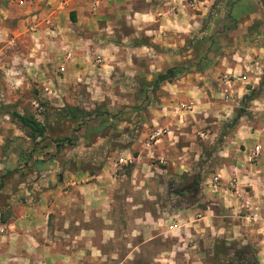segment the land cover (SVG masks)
<instances>
[{"label": "rangeland", "instance_id": "374dc122", "mask_svg": "<svg viewBox=\"0 0 264 264\" xmlns=\"http://www.w3.org/2000/svg\"><path fill=\"white\" fill-rule=\"evenodd\" d=\"M164 1H168L165 7H161L164 9L179 4L176 0L171 3L169 0H139L137 7L149 9L150 5H157L160 8ZM181 1H185L187 6L189 3H196V6H188L191 11V27L188 31H183L185 26L170 29L169 23H166L167 28L163 25L162 33L157 31V40H202L199 47L206 42L203 40H248L251 44L239 46L238 51L243 55L254 54L250 51L253 47L264 46V0H204L200 3ZM79 3L84 8L87 6L85 1ZM33 4L36 13L46 10L44 0H35ZM23 12L24 7L15 4V0H0V40H25ZM84 12L87 13V10ZM171 13V10H164L158 17L167 19ZM93 18L85 27L88 37L101 34L100 28L106 21H99L94 15ZM113 22L114 27L109 21L108 26H111L109 29L115 40H120L123 36L126 40L145 41L151 38L144 37L142 33L134 35L133 32L137 29L124 16ZM160 22L158 19L157 25ZM150 34L153 36V33ZM131 43L128 42V46H132ZM210 43L211 41L205 43L206 48L212 47ZM151 47L153 50L145 51L141 60L126 63L119 58L113 64L101 62V66L96 65L99 73L94 74L90 85H87L84 78L72 81L69 77V93L75 95V100L82 102V107L76 108L88 112L81 121L55 116L60 109L74 108L68 107L72 104L70 102L61 106L62 98L61 101L56 97L48 101L42 99L40 93H18L23 98L22 105L19 108H15L14 104L4 107L9 112L32 116L43 125L44 137H36L34 142L28 136V127L21 126L0 110V133L17 132L15 138H29L22 152L24 156L20 164L22 170L18 173L19 179H30L26 178L27 168L31 169V162L37 160L36 156H42L40 160L48 159L49 156L50 160H54L50 162L54 170L47 186L57 183L65 169L78 168L91 172L108 166L113 169L114 182L110 190L114 192V196L108 209L104 210L107 218L101 217L98 222L90 224L88 209L84 206L73 207L71 203L68 204L67 194L62 192L64 188L55 186V189H49L51 195L56 192L51 196L54 202L51 211H46L50 236H41L39 241L50 244L56 252L50 264H264L262 233L252 236L250 233L256 223L244 220V216L250 212L246 209L247 205L239 209L230 203L229 197L225 200L220 197L217 193L220 181L216 190L206 185L207 183H202L203 177L210 178L211 175L207 170H200V164L206 162L205 159L195 160L199 165L197 171H188L187 174L172 179L158 174L152 167V164L157 165L152 145L157 139L153 133L157 129L158 74L155 71L157 61L152 60V53L164 54L168 48L153 44ZM182 47H185V43ZM182 62L183 65L178 67L188 69L189 66L184 65L185 61ZM67 64L64 66L65 75L70 74L78 65L73 61L70 68ZM131 67L140 72V77H131L136 71L128 75L131 74L128 73L131 71L128 68ZM237 76L240 75H234ZM161 81L162 79L158 82ZM245 84L247 86L249 83ZM137 86L143 88L142 91L137 92ZM31 96L39 98L36 100L40 106L37 104L35 107L32 103L31 106L29 100L24 101ZM91 96L94 98H90ZM107 102H114V105L106 107ZM96 103H101L99 106L102 108L95 107ZM243 103H248V100L239 102L237 110L243 107ZM91 126H97L95 132L102 137V141H98L99 145L91 149L95 151L85 153L83 150L87 149L83 148L93 142L90 138L93 134L91 136L87 133L85 136L84 132ZM79 127L82 128L81 131ZM64 137L70 141H62ZM21 143L22 141L14 143L13 146L16 148ZM31 143L37 152L33 155L29 150ZM201 150L199 147L195 152L199 153ZM119 156H122V161H119ZM136 165L139 166L138 169ZM5 175L9 174L0 177ZM6 185L5 188H0L2 222L10 213H18L26 197L24 189L18 193V202L13 207L6 204L4 198L14 191L12 185ZM33 191L38 192L34 188ZM70 200L73 202L75 199L70 195ZM243 207L245 210H242ZM77 212L83 216L81 228L73 221ZM90 225L97 228V233H93L94 228L90 230ZM245 255L247 259L244 258ZM43 256L46 257V253ZM42 261L33 255L34 264H44Z\"/></svg>", "mask_w": 264, "mask_h": 264}, {"label": "crops", "instance_id": "0c3cea01", "mask_svg": "<svg viewBox=\"0 0 264 264\" xmlns=\"http://www.w3.org/2000/svg\"><path fill=\"white\" fill-rule=\"evenodd\" d=\"M34 1L22 0L19 3V0H15V4L24 7L22 15L25 21L23 26L25 40H0V105L14 104L15 108H19L23 98L18 93L28 91L33 94L40 93V97L48 101L55 97L61 101L62 98L61 106L70 102L72 104L67 105L68 107L81 108L82 102L78 101L79 99L75 100V95L69 93V77L72 81L84 78L87 85H90L94 74L99 73V67L96 65L101 66V62L113 64L121 58L129 63L141 60V55H144L145 51H152V44L156 47H167L168 51L166 49L164 54L152 53V60L157 61L155 71L158 74L169 71L167 78L157 82V128H162L165 132L158 136L152 145L157 159V165L152 164V167L158 174L172 179L187 174L188 171H197L199 165L195 160L205 159L206 162L200 164V170L204 172L207 170L211 174L210 177L212 175L219 177L221 186L217 193L220 197H224V200L229 197L228 200L236 205V208L247 205L246 209L258 213L259 219L253 221L256 224L250 234L255 236L262 233L263 244L264 86L259 89L257 81L264 66V46H251L253 48L250 51L254 54L243 55L238 49L239 46L245 47L251 44L248 40H203L211 41L212 47L209 48H206V42L199 47L202 40H157V31L162 33L163 25L166 27V23H169L170 29L185 26L183 31H188L191 27L192 20L189 18L191 11L188 6H196V3H189L187 6L185 1L181 0H176L179 1L177 5L168 4L172 6L167 9L161 7H165L168 1H164L160 8L157 5H150L149 9H140L137 7L139 0H100L94 11H90L88 0H44L46 10L44 9L43 13H36ZM82 1L87 3V6L85 5L87 8L80 5L79 2ZM171 1L174 0H169V3ZM196 2L200 3L204 0H196ZM85 9L87 13L84 12ZM164 10L172 11L167 19L158 17ZM181 13L185 16L182 17ZM71 14L73 19L70 17ZM93 15L96 19H100L99 21H106L105 24L102 22L101 34L88 37L85 27L93 21ZM31 16L36 18L38 32L35 36L29 34L26 29ZM120 16L133 23L132 27L137 29L133 32L134 35L142 33L144 37L151 38L145 41L126 40L123 36L122 39L115 40L108 21L114 27L113 21L119 20ZM45 17L50 19L52 31L44 27L42 21ZM158 19L161 22L157 25ZM150 33H153V36ZM128 42L132 46H128ZM65 52H69L70 58L63 63L64 66L70 60L72 62H69L67 67L71 68L73 61L78 65L70 69L72 71L70 74H64L65 68L62 74H56L55 68ZM28 56L31 57L27 59ZM22 57L30 62L29 66L21 65ZM16 58L20 63L12 65L10 62L17 60ZM43 61L47 62L41 64L44 63ZM182 61H185L184 65L189 66L188 69L182 70L178 67L183 65ZM128 69L131 70L128 72L131 74L128 75H132L137 70L135 67ZM224 73L243 77L230 85L231 98L228 101H224L220 95L223 87L220 77ZM140 75V72L136 71L131 77L136 78ZM245 83L249 84L245 86ZM142 89L136 87L137 92ZM253 89H259L258 93L252 95L248 103H243V107L237 110L242 97ZM36 99L39 98L31 96L24 101L29 100L31 106L32 102L39 105ZM188 101L192 102L190 110L180 107V103ZM99 105L102 104L96 103L95 107L98 108ZM110 105H114V102L105 104L106 107ZM235 116V122L231 124L230 121ZM95 127L97 126H91L84 132L85 136L87 133L91 136L93 134L90 137L93 142L84 148L81 147L87 149L83 150L85 153L95 151L91 149L99 145L98 141H102V137L95 132ZM81 130L82 128L79 127V131ZM197 132H201L202 136H198ZM17 135V132L10 131L0 133V175L9 174L0 177V188H5L6 184L14 188L13 193L4 198V201L13 207L18 202V193L26 189V197L18 213H10L3 222L0 220V225L4 227L3 233H0V264H34V254L39 261L43 260L44 264H50L56 252L50 244H43L39 239L41 236L43 238L50 236L46 211H51L54 203L51 196L56 194L55 186L64 188L62 192L67 194L68 204L71 203L73 207L84 206L88 209L87 217L90 224L98 222L101 217L107 218V212L104 210L108 209L114 196V192L110 190L114 182L113 169L111 166L92 172L78 168L65 169L57 183L47 186L54 170L52 163L50 164L52 159L50 160L49 156L48 159L40 160L42 156H36L37 160L31 162V169L27 168L26 178L30 179L21 180L18 173L22 170L20 167L24 156L22 152L30 137L24 136L21 140L15 138ZM20 141L22 143L15 148L14 143ZM255 144L259 145V155L248 162L245 159L246 152ZM33 146L31 143L29 148L32 155L37 153ZM199 147L202 149L201 152H195ZM121 157L119 156V161H122ZM136 167L139 168L138 165ZM209 181V176H205L202 183L209 185ZM52 187L55 192L53 195L49 190ZM33 188L38 192L35 193ZM70 195L75 199L73 202L70 200ZM242 210H245V207ZM73 221L78 228H81L82 214L75 213ZM89 228L91 230L94 227L90 225ZM93 233H97V228H94ZM44 253L46 257L43 256Z\"/></svg>", "mask_w": 264, "mask_h": 264}, {"label": "built area", "instance_id": "2783aa9c", "mask_svg": "<svg viewBox=\"0 0 264 264\" xmlns=\"http://www.w3.org/2000/svg\"><path fill=\"white\" fill-rule=\"evenodd\" d=\"M88 4H89V9L90 11H94L98 5H99V2L100 0H88ZM193 2L196 1V0H192ZM22 2V0H19V3ZM35 16H31V18L29 19L28 23L26 24V29L27 31L29 32V34L35 36L38 32V29H37V24L35 23ZM43 24H44V27H46V30H53V28H51L52 26V23L50 22V19L48 17H45L43 18ZM45 29V28H44ZM35 43V42H34ZM37 45V44H36ZM31 56H28L27 59H29ZM70 58V54L69 52H65L64 56L62 57L61 61H59V63L57 64L56 68H55V73L56 74H62V72L64 71V62H66L67 60H69ZM17 60L15 61H11L10 63L12 65H16V64H19L21 62V65H25V66H29L30 65V62L25 59V58H21V61L19 62L18 58H16ZM16 62V63H15ZM234 75H231V74H228V73H224L221 75L220 77V82H221V85L223 86L222 89H221V97L224 101H228L230 98H231V93H230V85L233 83V81L235 80H238V79H242L243 77L242 76H237V77H234ZM33 106H37V103H34L32 102ZM191 105H192V102H182L180 103V107L181 108H184L185 110H190L191 109ZM262 112H264V105L262 107ZM165 131L162 129V128H157L153 135L154 136H160L161 134H163ZM198 136H202V133L201 132H197ZM259 155V145L255 144L251 149H249L247 152H246V155H245V159L246 161L248 162H251L253 161L254 159H256ZM219 183V177L217 175H212L210 177V181H209V185L211 186V188L213 190H216L217 189V185ZM237 197H239V195H237ZM259 219V216H258V213L255 211V210H251L246 216H244V220L246 221H256ZM4 230V227L2 225H0V233H2Z\"/></svg>", "mask_w": 264, "mask_h": 264}, {"label": "trees", "instance_id": "16d2710c", "mask_svg": "<svg viewBox=\"0 0 264 264\" xmlns=\"http://www.w3.org/2000/svg\"><path fill=\"white\" fill-rule=\"evenodd\" d=\"M71 19H73V15L71 14ZM263 32H264V24H263ZM169 74V71L167 70L164 74H158L157 75V82L161 79H164L167 75ZM159 78V80H158ZM260 86H264V67L262 69V74H261V79L259 82ZM259 89H253L250 91L248 95H244L242 97L241 101H246L249 100L250 97L256 93H258ZM0 110L4 111L6 114H8L12 119H15L21 126L28 127L29 132L28 136L30 137L31 141L36 137H44L43 132H44V127L41 125L36 119H34L32 116L20 114L16 111H8L3 105H0ZM88 115V112L82 111L78 108H66V109H60L56 112L55 116L59 119L62 118H70L75 121H81ZM237 115V114H236ZM236 116L230 121L231 124L235 122ZM230 124V125H231ZM62 141L64 142H69L70 140L66 137L62 138ZM32 142V143H33ZM247 259V258H245Z\"/></svg>", "mask_w": 264, "mask_h": 264}, {"label": "flooded vegetation", "instance_id": "af4514ba", "mask_svg": "<svg viewBox=\"0 0 264 264\" xmlns=\"http://www.w3.org/2000/svg\"><path fill=\"white\" fill-rule=\"evenodd\" d=\"M244 258H247V256L245 255V257Z\"/></svg>", "mask_w": 264, "mask_h": 264}]
</instances>
